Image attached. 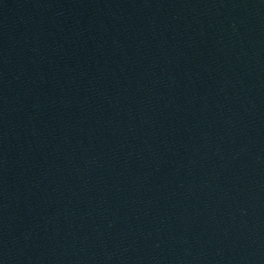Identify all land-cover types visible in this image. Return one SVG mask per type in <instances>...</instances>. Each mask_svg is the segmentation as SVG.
I'll return each instance as SVG.
<instances>
[{
  "label": "water",
  "instance_id": "1",
  "mask_svg": "<svg viewBox=\"0 0 264 264\" xmlns=\"http://www.w3.org/2000/svg\"><path fill=\"white\" fill-rule=\"evenodd\" d=\"M0 264H264V0H0Z\"/></svg>",
  "mask_w": 264,
  "mask_h": 264
}]
</instances>
